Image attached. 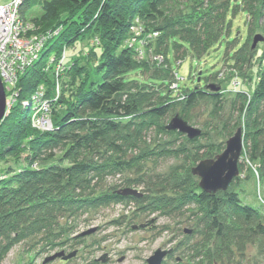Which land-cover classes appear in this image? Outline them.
I'll use <instances>...</instances> for the list:
<instances>
[{
  "label": "trees",
  "instance_id": "16d2710c",
  "mask_svg": "<svg viewBox=\"0 0 264 264\" xmlns=\"http://www.w3.org/2000/svg\"><path fill=\"white\" fill-rule=\"evenodd\" d=\"M182 1L25 0L22 3L21 17L32 22L37 33L58 32L45 42L38 59L19 75L14 88L18 93L16 101L0 122V232L10 239L5 248L29 237L38 241L45 238L49 244L60 225L59 217L68 218L88 207L125 200L144 202L142 195L123 197L117 192L87 195L91 188L89 176L99 181L102 174L121 172L128 165L121 159L123 151L117 143V139H125L120 135L122 118L139 114L144 118H159L174 110L165 101L168 93L163 91L159 92L160 103L145 111L139 109L143 97L130 101L132 97L127 95L126 86L130 81L142 86L161 83L167 86L166 80L143 81L129 77L132 72L142 70L143 63L137 58L145 57L153 43L155 52L163 54L160 56L173 74L169 63L171 54L178 64L188 52L201 58L220 46H224L223 61L232 62L228 65L235 72L251 70L256 60L261 62L251 95L238 91L232 108L244 118L246 132L253 130L248 159L256 164L259 178L264 179V126L261 125L264 47L260 51L257 45H252L253 41L250 44L254 29L264 27V0H196L202 4L197 12L169 16L167 7ZM34 7L39 13L28 16ZM242 18L245 22L247 18L244 35L240 29L234 31V21ZM250 20L254 23L249 25ZM132 29L137 36L127 40ZM86 37L89 39L86 51L67 55L56 94L51 64L58 62L64 46H74ZM96 46L101 50L99 56L94 51ZM53 51L55 59L48 63ZM40 87L44 88V97L49 103L47 114L52 122V128L46 131L32 126L29 110L22 105ZM181 89H187L182 98L185 109L208 94L200 88L184 86ZM237 128L242 130L241 126ZM235 131H230L229 137ZM247 140L248 136L246 143ZM102 148L115 158L111 155L103 163L95 160ZM214 150L220 152L223 148L211 146L210 151ZM57 151L62 155L56 161L40 165L56 159ZM24 152L28 153L27 164L20 162ZM238 168L241 170L239 163ZM182 183L176 185L173 196L147 200L146 208L156 212L170 210L178 202L195 204L202 213L196 229L204 226L206 231L202 246L211 243L219 255L230 253L236 247L243 248L249 241L264 239V204L254 207L243 203L234 190L209 194L189 179Z\"/></svg>",
  "mask_w": 264,
  "mask_h": 264
},
{
  "label": "rangeland",
  "instance_id": "374dc122",
  "mask_svg": "<svg viewBox=\"0 0 264 264\" xmlns=\"http://www.w3.org/2000/svg\"><path fill=\"white\" fill-rule=\"evenodd\" d=\"M198 1L174 2L166 10L168 15L173 17L189 15L197 12L201 7L202 4H198ZM38 13L39 9L34 7L28 16ZM239 19L234 21V31L240 29L244 35L247 18L246 22L243 18ZM251 23L254 22L250 20L248 24ZM133 31L134 29L130 30L127 40L137 36ZM252 34L250 44L254 35L262 37V41L256 44L262 51L264 27L254 29ZM88 42V37L79 39L74 46H64L61 51L65 50L66 57L67 55L70 57L75 52L86 51L89 48ZM155 45L152 44L145 57L137 58L143 63L142 70L132 72L129 77L143 81H149L151 78L156 81L166 80L167 86H163V83L142 86L136 81H130L126 86L127 95L132 97L130 101L143 97L139 109L145 111L149 106L160 103L159 92L163 91L168 93L165 101L170 103L171 107L174 106V110L159 118H144L142 114L138 117L122 118L120 135L125 139H117V143L123 151L120 154L121 159H124L129 166H124L121 172L102 174L103 177L99 181L97 177L89 176L91 188L88 191L90 194L87 195L99 196L103 193L131 188L141 193L144 202L135 203L125 200L108 206L88 207L86 211L68 218L59 217L60 225L55 228L56 234L50 237L49 244L46 243L45 238L38 241L29 237L5 248L10 239H6L0 232V264H147L146 259L159 248L167 251L161 264H264V239L249 241L243 248L241 247L242 249L236 247L232 252L223 255H219L217 248L215 249L211 243L203 247L206 231L204 226L196 229L202 213L195 204L178 202L170 210L156 212H150V209L146 208L147 200L151 198L173 196L177 191L176 185L183 184L185 180L189 179L199 187V178L191 173L192 167L201 160L215 158L221 153L222 151L218 150L210 151V147L221 146L224 149L230 131H235L237 126H241L242 131H245L242 156L238 162L241 170L239 168L237 179L232 181L228 190L236 191L243 203L254 207L261 205L260 198L264 199V179L259 178L256 164L248 159V152L252 147L249 141L253 130L249 134L246 132L244 118L232 108V101L238 91L251 95V91L256 86L257 71L261 69V62L256 60L251 70L248 68L244 72H235L233 66L228 65L232 62L223 61L224 46H220L211 49L201 58L188 52L178 64L171 54L169 63L173 74L168 69L169 66L163 62L161 58L163 54L155 52ZM94 51L97 56L100 55V47L96 46ZM53 55L54 51L51 52L48 63L55 59ZM51 65L54 66L56 90L65 65H60L61 70L57 62ZM47 69L48 67L45 68ZM211 85L217 89L211 88ZM184 86L200 88L208 94L185 109L182 98L187 89H181ZM123 98L126 99V95H123ZM28 110L31 120L35 110L32 108ZM176 114L184 116L189 125L200 130V134L188 138L186 134L177 130L167 129L166 126ZM261 125L264 126V117ZM26 155L28 153L24 152L20 157L22 164H27ZM56 155V159L39 164L53 163L62 152L57 151ZM111 155L115 158L113 153H106L102 148L100 156L95 160L103 163ZM33 163L35 167L38 166L37 163ZM135 183L140 184L136 186ZM140 225L144 227L141 228ZM58 252H64V256L71 254L72 256L66 259L56 257L48 260Z\"/></svg>",
  "mask_w": 264,
  "mask_h": 264
},
{
  "label": "built area",
  "instance_id": "2783aa9c",
  "mask_svg": "<svg viewBox=\"0 0 264 264\" xmlns=\"http://www.w3.org/2000/svg\"><path fill=\"white\" fill-rule=\"evenodd\" d=\"M24 1L0 0V79L6 94V113L16 101L18 93L14 88L19 75L38 59L45 42L58 32L35 33V25L20 15V6ZM66 58L64 50L57 60L60 70V65H63ZM58 88L56 94L59 92ZM22 105L35 110V115L31 118L34 127L43 131L52 128L47 114L49 103L44 97L43 87L32 93L29 99L22 101ZM260 199L264 204V199Z\"/></svg>",
  "mask_w": 264,
  "mask_h": 264
},
{
  "label": "water",
  "instance_id": "95a60500",
  "mask_svg": "<svg viewBox=\"0 0 264 264\" xmlns=\"http://www.w3.org/2000/svg\"><path fill=\"white\" fill-rule=\"evenodd\" d=\"M259 41H262L260 35H255L253 38V46ZM215 88L214 86H210ZM217 89V87L215 88ZM6 94L3 83L0 79V122L6 116ZM169 130H177L180 133L186 134L188 138H194L200 134V130L192 127L179 114H176L169 124L166 126ZM243 148V137L241 128H237L232 136H230L225 148L215 158L204 159L191 169V173L199 178V187L201 190L209 194H214L217 191H225L228 189L232 181L238 176L239 168L238 162ZM118 194L128 195L133 194L141 196V193L136 189L125 188L117 191ZM137 226H134L136 228ZM144 227V225H140ZM167 251L157 249L146 259L147 264H161ZM71 255L64 256V252H58L52 255L48 260H53L56 257H63V259L71 257Z\"/></svg>",
  "mask_w": 264,
  "mask_h": 264
}]
</instances>
